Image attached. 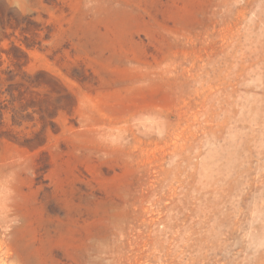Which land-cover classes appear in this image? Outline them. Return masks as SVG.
I'll return each mask as SVG.
<instances>
[{
	"label": "rangeland",
	"instance_id": "rangeland-1",
	"mask_svg": "<svg viewBox=\"0 0 264 264\" xmlns=\"http://www.w3.org/2000/svg\"><path fill=\"white\" fill-rule=\"evenodd\" d=\"M0 264H264V0H0Z\"/></svg>",
	"mask_w": 264,
	"mask_h": 264
}]
</instances>
